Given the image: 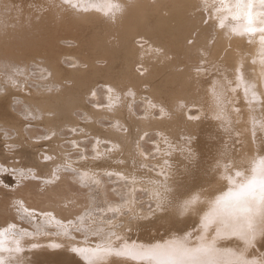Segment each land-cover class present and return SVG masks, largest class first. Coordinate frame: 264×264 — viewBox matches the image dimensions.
<instances>
[{"label":"bare ground","instance_id":"6f19581e","mask_svg":"<svg viewBox=\"0 0 264 264\" xmlns=\"http://www.w3.org/2000/svg\"><path fill=\"white\" fill-rule=\"evenodd\" d=\"M92 1L0 0V264H264L217 204L264 159V4Z\"/></svg>","mask_w":264,"mask_h":264},{"label":"snow or ice","instance_id":"6c2138e0","mask_svg":"<svg viewBox=\"0 0 264 264\" xmlns=\"http://www.w3.org/2000/svg\"><path fill=\"white\" fill-rule=\"evenodd\" d=\"M252 0H249L251 4ZM264 4V0H261ZM253 31V29H248ZM253 176L246 183L241 184L234 193L225 197L217 204H223V208L229 211L234 219L242 221L251 229L253 213L257 204L264 207V159L257 162L253 169ZM237 176L242 175L236 173ZM117 255H130L139 259H155L158 264H234L232 260L215 255L212 247H202L189 250L183 246L170 247L168 250L151 249L144 254H134L131 251L119 252ZM235 264H243L236 258Z\"/></svg>","mask_w":264,"mask_h":264},{"label":"rangeland","instance_id":"374dc122","mask_svg":"<svg viewBox=\"0 0 264 264\" xmlns=\"http://www.w3.org/2000/svg\"><path fill=\"white\" fill-rule=\"evenodd\" d=\"M78 1H80L81 3H83V2L85 3V2H87V1H90V2H89V5H91V6H92V5H93V6L95 5V2L92 3V2H93L92 0H84V1H83V0H82V1H81V0H78ZM245 5H246V4H243V6L241 7V11H242L241 13L249 11L248 9H249V7H251V5H246V6H245ZM252 6H253V5H252ZM242 9H243L244 11H243ZM253 10H254V9H253ZM259 12H260V11H257L256 14L259 13ZM259 14H260V13H259ZM247 101H251V102H252V101H254V99L250 98V99H248ZM251 176H253V173H252ZM250 179H251V177H250ZM15 224H16V223H15ZM15 224L12 223V224H9V225H8L7 223H5L4 225H0V227H2V226H10L9 228H11V229H10V231H11V230H16L15 227H14ZM140 230L142 231V229H140ZM140 230H137V232L139 233ZM147 236L151 239V236H153V235H147ZM147 236H146V237H145V236H144V237H140V238H141V239L143 238L142 240H143L145 243H148V241H150V240H148L149 238H148ZM146 238H148V239H146ZM194 238H195V237H194ZM226 238H228V237H226ZM144 239H146V240H144ZM191 240H192V238H191V239L189 238V240L186 239V242H187L186 244H187V245H188L189 243L191 244V243L193 242V240H192V241H191ZM143 241H141V243H144ZM188 242H189V243H188ZM123 243H124V245H125L126 241L123 242ZM123 243L120 244L119 247H121V246L123 247V246H124ZM149 243H151V241H150ZM149 243H148V244H149ZM124 247H126V245H125ZM119 252H121V251H120V250H116V251H114V253H115L116 255H117V253H119ZM120 256H121V255H120ZM117 258H120V257H116V259H117ZM123 263H124V264H128V263L126 262V260H124L123 262L120 261V264H123Z\"/></svg>","mask_w":264,"mask_h":264}]
</instances>
